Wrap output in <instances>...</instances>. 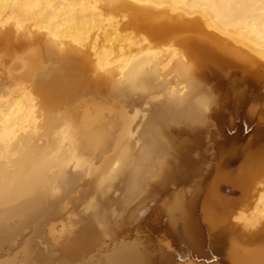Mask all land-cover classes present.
I'll return each instance as SVG.
<instances>
[{
  "label": "bare ground",
  "instance_id": "6f19581e",
  "mask_svg": "<svg viewBox=\"0 0 264 264\" xmlns=\"http://www.w3.org/2000/svg\"><path fill=\"white\" fill-rule=\"evenodd\" d=\"M197 212L264 264V0H0V264H218L141 235Z\"/></svg>",
  "mask_w": 264,
  "mask_h": 264
},
{
  "label": "water",
  "instance_id": "95a60500",
  "mask_svg": "<svg viewBox=\"0 0 264 264\" xmlns=\"http://www.w3.org/2000/svg\"><path fill=\"white\" fill-rule=\"evenodd\" d=\"M232 132H228V134H231ZM244 134L246 135V132L244 131ZM186 218V219H185ZM150 221H151V217H149ZM184 223L180 222L178 223V227L176 229V231H173L168 223V220L165 218L160 217L157 220V223H155L154 225H152L153 228H155V230H150L147 227H145L144 225H142V236H147L149 237L152 241L156 242V240H160V239H167L170 242L171 245V251L175 253V249L176 246L174 245L176 239L178 238L177 236L180 237V239H183L185 241V243L188 245L189 249L184 247L186 249V251L188 253H190V255H193L194 257L198 255V257L201 256H207V255H212L211 251H210V247L213 250V253L215 254H219L222 252V250H220L221 248H219L218 246V237L220 236V234H218L217 232H213L210 233V238H209V233L207 232V226L205 225V223L202 221L201 218V213L197 212L195 214H191L190 217H185L184 216ZM154 220V219H153ZM159 229V231L157 232L156 229ZM166 232H168L169 234L172 233V235L174 234V238L167 235ZM178 232V234H177ZM211 236L213 238L214 236V240L211 239ZM176 238V239H175ZM194 244V246H193ZM213 244L215 245V248L213 246ZM224 244V243H223ZM167 252V248L166 247H158L157 249H160ZM224 249V248H223ZM221 252H220V251ZM219 251V252H218ZM176 255V253H175ZM222 255L219 254L218 257ZM177 256V255H176ZM174 258V261H178V258ZM177 259V260H176Z\"/></svg>",
  "mask_w": 264,
  "mask_h": 264
},
{
  "label": "rangeland",
  "instance_id": "374dc122",
  "mask_svg": "<svg viewBox=\"0 0 264 264\" xmlns=\"http://www.w3.org/2000/svg\"><path fill=\"white\" fill-rule=\"evenodd\" d=\"M251 135H252V132L250 131L248 134H246L245 135V142L246 141H248L249 139H250V137H251ZM118 194H119V190L118 189H113L110 193H109V197L110 198H116L117 196H118ZM239 196V193H237V194H235V197H238ZM81 203H82V201H80L77 205H76V209L77 210H80L81 209ZM231 219H232V217H229V221L231 222ZM232 223H235V222H232ZM231 225V224H230ZM39 241V239L38 238H35V239H33V242H38ZM164 241H168L167 239L165 240L164 239ZM261 242H256V243H254V244H246L245 246H248V247H252V246H255V245H258V244H260ZM41 252H43L42 250H41ZM218 264H229L228 263V261H226V258H225V255L224 254H222V255H220L219 256V262H218Z\"/></svg>",
  "mask_w": 264,
  "mask_h": 264
}]
</instances>
